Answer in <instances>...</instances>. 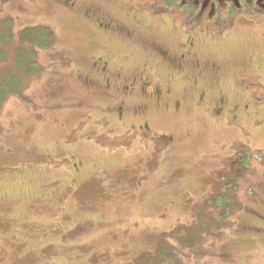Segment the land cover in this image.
Returning <instances> with one entry per match:
<instances>
[{
    "label": "rangeland",
    "instance_id": "rangeland-1",
    "mask_svg": "<svg viewBox=\"0 0 264 264\" xmlns=\"http://www.w3.org/2000/svg\"><path fill=\"white\" fill-rule=\"evenodd\" d=\"M59 1L0 0V79L21 81L0 106V264H264V2L231 0L195 26L197 9L181 0ZM133 18L148 24L134 44L91 26ZM38 27L54 44H20L34 56L27 76L12 53L18 34ZM151 35L175 51L191 38L216 75L203 102L186 73L158 101L138 94L141 78L170 76L147 65ZM98 55L107 84L90 66ZM218 91L239 106L233 115L213 111ZM130 124L147 134L129 136Z\"/></svg>",
    "mask_w": 264,
    "mask_h": 264
},
{
    "label": "flooded vegetation",
    "instance_id": "flooded-vegetation-1",
    "mask_svg": "<svg viewBox=\"0 0 264 264\" xmlns=\"http://www.w3.org/2000/svg\"><path fill=\"white\" fill-rule=\"evenodd\" d=\"M69 1L70 0H60L59 2L62 5L67 6ZM181 1L183 5L182 7H189L192 9H197L196 12L193 14V20L197 21V24L195 26H200V24H203V23L207 25L213 24L212 21L214 20V18H216L219 11L221 12V14L228 13L229 8L228 6L226 7V5L231 0H181ZM245 1L247 3L250 2V0H245ZM261 1L264 2V0H261ZM219 4L222 7L221 9L217 7ZM224 6H225V9H224ZM235 8H238V5H235ZM91 24H92L91 25L92 28L96 29L101 34L112 35L116 39L118 38L126 42L127 44H134L135 42L133 38L135 36V32L138 33L139 30H146L145 28L148 26L147 23H145L146 25H144L139 19H135V18L131 19V21L127 24H118V22H115L111 19H96V20H93ZM101 29L105 31H102ZM191 29H193L192 31H190L192 33L199 30L196 27L191 28ZM205 30H207V28H205ZM203 34L206 35V32ZM153 36L154 35L148 36L150 39H146L143 42H141L142 43L141 46L143 50L146 52V56L150 58V61L147 63V65L151 64L153 66H164L166 67L167 73L170 76H166L165 78V75H163V78H162L163 83L162 84L159 83L158 86H155L153 84L151 85V81L148 78H141L138 84V90H137L138 94L140 96L145 95L148 98H152L154 101L155 100L158 101L159 99L166 97L167 90L170 89L171 83L174 82V80L170 81L172 80L173 76L175 74L178 75L180 73H186L185 78H188V84L191 85V87H196L198 82L201 81L202 88L196 91L197 92L196 98L200 102H203V97H205L203 87L204 88L207 87L216 78V75L214 73L210 72L209 70H203V67L210 66V63H208L207 65L203 64V62H201V60L195 55L192 49L191 38L189 36H186L183 39L181 46L177 48V51L169 47L165 42L160 41L156 37H153ZM139 42L140 41L136 40L137 46H139L140 44ZM90 66H92V68H95V70L98 71L97 73H99L100 76L102 75L101 76L102 81L105 84H107L108 79H110V77L108 79L103 78V75L108 73L107 68L109 64L107 63V60L103 58L102 55H98L93 58ZM191 67L192 69L199 68L200 70L199 73L198 74L191 73ZM91 81L93 80H89V79L87 80V82H91ZM184 86H186V84ZM129 87L133 88L134 90V86L132 85L131 82L128 84L126 83L122 84V95H125V97L129 95L126 93L129 91L128 89ZM191 87L189 86L188 89H190ZM150 89H151V92H150ZM188 89H185V90H188ZM220 92L221 91H218L215 95L216 100H215L214 107L212 108L213 111L216 113L220 112L222 105H228V113L233 115L239 106L232 104V103L226 104V102H229V101H225L226 100L225 96H223ZM146 93H149L150 97ZM242 109L245 110V107L243 106ZM112 111L114 113V116H113L114 121L116 123H120L123 119V102L117 103L113 107ZM145 128H146L145 125L134 127L132 124H130L127 127L126 133L129 132L131 133V135H132V132L133 133H136V132L145 133ZM100 139L104 140V135H101ZM158 139H159L158 141H155L153 138H151V140L154 141L155 143L159 142V144H163L164 137L160 136Z\"/></svg>",
    "mask_w": 264,
    "mask_h": 264
},
{
    "label": "trees",
    "instance_id": "trees-1",
    "mask_svg": "<svg viewBox=\"0 0 264 264\" xmlns=\"http://www.w3.org/2000/svg\"><path fill=\"white\" fill-rule=\"evenodd\" d=\"M6 33H7L6 40H7V43H9L11 38L8 36L7 31H6ZM24 33H25V35L23 36ZM24 33L18 34L17 42H18L19 46L16 47L12 53V54H14V52H15V54H14V57H15L14 69L16 71V69L21 70L24 68V69H26L27 76H31V74L36 72V70H33V72L31 73V67H30L35 63L34 62V56L31 53L32 51L29 50L28 47L22 48L20 44H22L24 41H30V43L33 42L37 46L46 49V48H48L54 44V36H53L52 31L46 27H43V28L38 27L37 29H26L24 31ZM16 51H20V52L16 53ZM22 52L25 53V56L22 55ZM22 63H24L28 66L26 67ZM20 85H21V81L17 78V75H16V78H15V76L8 75L7 73H5L3 75V77L0 79V106L7 97H9L11 95L19 96L21 94ZM128 133L129 132H127L126 134H128ZM128 135L130 136L131 133H129ZM152 142H153L154 146H155V144L158 145L157 149H159L163 145V144H159V142H156V143L154 141H152ZM193 240L194 239H192L190 241H193ZM190 241H188V242H190ZM183 243H185V242H182V244ZM162 247H160V248H162ZM160 248L157 251V253L155 254V256L160 253ZM166 250H169L168 251L169 252V255H168L169 258H171L172 256H177V254H176L177 248H175L174 246L173 247H170V246L167 247L166 246ZM170 250H172L173 253L170 254ZM142 260H144V258H142L138 262H141L142 264H144ZM162 262H165V259L159 260L156 264H160V263L162 264Z\"/></svg>",
    "mask_w": 264,
    "mask_h": 264
},
{
    "label": "bare ground",
    "instance_id": "bare-ground-1",
    "mask_svg": "<svg viewBox=\"0 0 264 264\" xmlns=\"http://www.w3.org/2000/svg\"><path fill=\"white\" fill-rule=\"evenodd\" d=\"M217 82V81H216ZM206 86V85H205ZM214 86V85H213ZM208 87V86H207ZM210 87V86H209ZM234 87V86H233ZM204 88V87H203ZM213 89V88H212ZM203 91H204V89H203ZM209 92V91H208ZM204 93H205V91H204ZM201 98H202V96H201ZM208 98H209V96H208ZM207 98V99H208ZM222 98V97H221ZM210 99V98H209ZM225 100V99H224ZM211 101V100H210ZM222 104V103H221ZM224 104V103H223ZM209 105V104H208ZM222 107V106H221ZM25 182V181H24ZM15 193V192H14Z\"/></svg>",
    "mask_w": 264,
    "mask_h": 264
}]
</instances>
